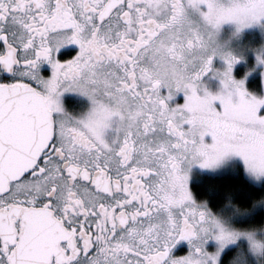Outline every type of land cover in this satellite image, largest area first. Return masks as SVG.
I'll return each instance as SVG.
<instances>
[{
    "label": "snow or ice",
    "instance_id": "1",
    "mask_svg": "<svg viewBox=\"0 0 264 264\" xmlns=\"http://www.w3.org/2000/svg\"><path fill=\"white\" fill-rule=\"evenodd\" d=\"M252 26L264 0H0V264H264V190L190 188L264 184Z\"/></svg>",
    "mask_w": 264,
    "mask_h": 264
},
{
    "label": "trees",
    "instance_id": "2",
    "mask_svg": "<svg viewBox=\"0 0 264 264\" xmlns=\"http://www.w3.org/2000/svg\"><path fill=\"white\" fill-rule=\"evenodd\" d=\"M237 72L238 74L239 71ZM249 87H252L254 89H260V83L257 75H254L249 81H248ZM236 167L238 169L237 173H232L231 171L226 173H220L215 176H211L208 174H198L194 181L191 184V189L196 195L198 199H208L210 206H219L222 203V193L224 188L227 185L231 186H243V188H249L254 191H261L264 190V184L262 185H252L251 182L248 180V178L245 176L242 166L236 164ZM212 184L218 186L219 190L215 193L209 195L207 185ZM243 195V191L239 192L237 194V198L239 199Z\"/></svg>",
    "mask_w": 264,
    "mask_h": 264
},
{
    "label": "rangeland",
    "instance_id": "3",
    "mask_svg": "<svg viewBox=\"0 0 264 264\" xmlns=\"http://www.w3.org/2000/svg\"><path fill=\"white\" fill-rule=\"evenodd\" d=\"M234 31V25L231 24H225L222 29V38L224 39H231V33ZM264 43V31L261 30L260 27L258 26H252L250 28H247L243 30V33L241 37L238 40H233L232 44L234 47L240 48V47H249V48H254L259 46L260 44ZM255 64V57L251 52H248L246 55V62H242L237 66V70L241 68L239 71L240 74L237 75H242L245 71H247L249 68L253 67ZM264 69V66H259L256 67V70L252 73V75L249 76L247 80V87L250 91L255 92V93H260L262 91L261 89V84H260V89H254L252 87H249L248 81L254 76L257 75L259 79V83L261 80V70ZM236 164L242 166V164L237 160ZM243 168V166H242Z\"/></svg>",
    "mask_w": 264,
    "mask_h": 264
},
{
    "label": "flooded vegetation",
    "instance_id": "4",
    "mask_svg": "<svg viewBox=\"0 0 264 264\" xmlns=\"http://www.w3.org/2000/svg\"><path fill=\"white\" fill-rule=\"evenodd\" d=\"M181 102H182V97L180 98ZM87 105V101L86 100H81L76 107H82V106H86ZM200 170L199 169H195L193 172V179L190 181V188H191V184L194 181L195 177L200 174Z\"/></svg>",
    "mask_w": 264,
    "mask_h": 264
}]
</instances>
